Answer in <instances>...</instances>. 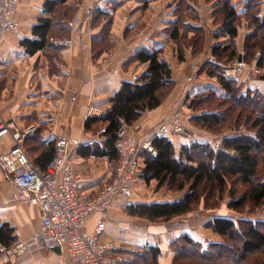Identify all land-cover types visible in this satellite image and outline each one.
Masks as SVG:
<instances>
[{"label": "crops", "instance_id": "obj_1", "mask_svg": "<svg viewBox=\"0 0 264 264\" xmlns=\"http://www.w3.org/2000/svg\"><path fill=\"white\" fill-rule=\"evenodd\" d=\"M44 1L21 0L19 9L14 13L18 28L8 33L0 45V122L13 121L21 129L29 125L38 127L37 135H32L27 142L33 158H37L41 149L55 143L57 136L62 133L77 137L85 143L101 142L99 132H87L85 129L87 108L91 105L99 107L101 113L98 116L105 115L112 108L111 98L122 83L131 81L132 76L145 65L148 67L147 63L133 59L141 48L164 47L162 56L170 63L175 81L174 88L163 104L145 112L136 122L142 125L139 132L142 136H156L159 124L172 111L189 109L183 102L194 88L217 81L214 77L196 73L191 63L198 55L207 62H216L212 54L213 45L228 39V35L218 34L221 25L214 21L218 0L191 1L199 11L200 20L189 21L203 28L204 46L203 51L195 55L193 45H184L183 60L180 59L178 43L170 34L171 25L177 19L179 0H68L65 5L72 13L70 19L77 12L84 19L80 32L71 34L67 27L65 37L53 36L51 39L60 48L30 54L21 40L35 37L33 27L43 15ZM246 1L232 0L240 11L244 10ZM262 2L261 15L264 17V0ZM98 8L110 12L111 17H102ZM106 29L109 30L107 36L104 35ZM251 32L248 22L243 18L237 37L243 60L246 37ZM70 36L74 38V43L63 44L62 40ZM193 36L194 33L189 31V38ZM105 37H108L111 44L110 49L97 55L95 45H99ZM82 42L87 43L86 48L81 46ZM245 76L246 71L239 81L246 83V87L264 92V76L247 82ZM207 79L211 80L209 84ZM172 140L179 152L182 145L195 138L190 134L185 136L175 133ZM93 145L83 143L73 149L76 170L86 179L80 189L89 195L96 194L112 178L116 164L108 156L82 153L83 146ZM15 147L11 135L0 137V222L14 227L18 238H29L42 226V209L38 204L12 200L17 190L12 181V170L19 162L18 156L13 154ZM144 182L142 178L138 179L129 202L173 200L165 198L171 192L167 188L158 189L157 181L154 180L150 182L154 193L147 194V190L143 189ZM166 190L168 193L162 192ZM186 215L169 222L154 223L131 215L125 207L122 210L112 209L106 213L90 215L85 230L93 233L97 225L104 221L106 229L101 238L118 244L120 248L116 252L125 257L124 262H134L136 254H139V250H134L135 247L144 250L145 246H159L164 252L165 248L170 250L172 241L184 232L191 233L199 241H206L210 233L205 230L202 232L204 235H198L194 232L195 228L186 221L172 227L175 220ZM65 254L61 247L40 248L6 258L3 250L0 264H55Z\"/></svg>", "mask_w": 264, "mask_h": 264}, {"label": "trees", "instance_id": "obj_2", "mask_svg": "<svg viewBox=\"0 0 264 264\" xmlns=\"http://www.w3.org/2000/svg\"><path fill=\"white\" fill-rule=\"evenodd\" d=\"M67 1H44L43 15L33 27L35 37L21 40L30 54L60 48L51 39L53 36L67 35V23L72 16L65 5ZM191 1L179 0L177 19L170 28L171 38L178 43L181 60L185 55L184 45H193L195 55L202 52L204 46L203 28L194 23L200 20L199 11ZM262 5V0H247L244 10L240 11L232 0H218L214 21L221 25L218 34L228 35V39L213 45L212 54L216 62H207L200 70L201 74L214 77L217 82L209 84L195 96H186L183 102L194 111L189 118L193 125L208 131H214L218 126L244 125L251 132L224 136L217 145L194 140L182 145L179 152L172 140L175 133L154 136L157 155L144 154L140 178L148 183L157 181L158 189L166 187L184 194L168 201L129 202L126 210L131 215L152 222H169L192 212L207 191L210 198L221 197L229 191L231 200L228 205L235 210L242 209L248 203L264 204V92L251 87H246L247 91H244L240 81L224 73V66L235 63L240 55L237 37L243 18L252 30L246 37L244 61L251 63L257 52L261 51L258 64L264 66ZM98 13L102 17H111L110 12L102 8H98ZM108 31L106 29L104 35L107 36ZM189 31L194 33L192 38H189ZM110 46L108 37H105L99 45H95V51L100 55L109 51ZM163 52L164 47H144L135 54L134 60L148 64L146 74L138 81H124L111 98L112 108L105 115L86 120L87 132L97 133L103 127H106V132L101 134V142L82 147L84 155L108 156L117 162V130L121 122L135 124L145 112L158 108L167 99L175 81L170 63L162 56ZM31 137L27 138L25 144L27 154L34 164L45 170L54 156L56 142L41 149L37 158H33L27 147ZM240 185L245 189L240 191ZM207 226L223 241H199L189 232L181 233L173 242L177 251L175 264L179 258L191 259L194 256L205 264H264V220H236L219 215L209 219ZM17 239L15 228L9 223L0 222L2 245L9 247ZM2 251L0 248V254ZM143 251L136 254L134 262L121 264L160 263L162 251L159 246H145Z\"/></svg>", "mask_w": 264, "mask_h": 264}, {"label": "built area", "instance_id": "obj_3", "mask_svg": "<svg viewBox=\"0 0 264 264\" xmlns=\"http://www.w3.org/2000/svg\"><path fill=\"white\" fill-rule=\"evenodd\" d=\"M21 0H0V45L5 36L17 30L18 23L14 13L19 9ZM71 34L80 32L84 19L77 12L67 23ZM65 45H72L74 38L66 37L62 40ZM83 48L87 47L82 42ZM261 52H258L252 63L244 60L236 61L228 67L226 74L232 79L245 76L251 81L258 76H264V67L258 64ZM207 63L200 55L191 63L192 69L198 73ZM114 72H117L114 69ZM147 72V66L132 76V81L140 80ZM100 108L91 105L87 108L85 119L100 115ZM142 125L130 124L122 121L117 130L116 147L119 158L115 164L112 178L94 195L81 191L80 185L86 180L77 172L73 149L84 144L93 145V141L83 140L69 134H59L56 138L55 153L46 169L34 164L26 151V140L38 131L36 125L17 128L13 121L0 122V137L11 135L19 162L13 166L12 181L17 190L12 200L31 204H38L42 209V226L29 238H18L11 246L4 247L0 241V248L4 250L6 258L23 254L34 249H55L61 247L66 254L55 264H121L126 259L116 252L120 247L115 241L103 240L102 233L106 224L102 221L95 232L85 230L87 218L94 213H106L112 209H124L134 194L142 167L144 154L157 155V149L151 136L140 135ZM188 128L181 110H174L163 120L156 135L187 134ZM106 132L101 128L99 134ZM134 250H139L135 247Z\"/></svg>", "mask_w": 264, "mask_h": 264}, {"label": "rangeland", "instance_id": "obj_4", "mask_svg": "<svg viewBox=\"0 0 264 264\" xmlns=\"http://www.w3.org/2000/svg\"><path fill=\"white\" fill-rule=\"evenodd\" d=\"M258 52H261V51H258ZM261 56H262V52H261ZM202 60H204L205 62L207 61V60H205V58H202ZM231 65L230 64L225 65V66L222 65L225 67V72H224L225 74H226V70ZM198 73H200V71ZM249 73H250V70H247L246 76ZM226 76H227V74H226ZM258 78H260V76H258L255 79H258ZM244 80L246 81L245 78H244ZM206 81L208 82V84H209V82H211L210 79H207ZM241 83L244 85L243 90L247 91L246 86H248V85L244 82H241ZM210 84H213V83H210ZM206 85L207 84L199 85L198 87L194 88L193 91H191L190 94H188V95L195 96L197 93H199V91L207 88ZM182 114L185 118L186 125H187V128L189 130L187 132L188 135L190 134L191 136H193V138H195V140L209 141V142H212L214 145L219 144V142L222 140V138L224 136L235 135L238 133H250L251 132L244 125H236V126H232V127H230V126L219 127L218 126L216 128V130L208 131V130L203 129L197 125H193V123L191 124V121L189 118L191 115L194 114V111L192 109L189 108L187 110H184V111H182ZM187 134H184V135L187 136ZM154 182H156V181L154 180ZM240 187H241L240 191L245 189V187L242 185H240ZM151 188H153V187H151L150 183H148L146 181L143 183V189L145 191L147 190V194H151V193L153 194L154 193ZM164 188H166V187H164ZM167 190L162 191V192L168 193ZM170 192L171 193L169 195H167L168 197H165V198L174 199V198L181 197L184 194V192H174V191H170ZM230 200H231V194L229 191H226L221 197L220 196L218 197V195H217L216 197H212V198L209 197L208 191H207L206 193H204L202 201L196 205L195 209L192 212H190V214L188 213V215L175 220L172 227L175 224H176V226H180L183 221H186L191 226H193V228H195L194 232L198 235H199V233L204 235L202 232L205 230L208 231L210 234L207 235V240H206L207 242H209V241H223V238L219 234H217L212 228L209 229V227L207 226L209 219H212V218L219 216V215H223V216L234 218L236 220H238L240 218H250L254 221L264 220V204L263 205H256V204L248 203L242 209L235 210V209H232L229 207L228 204H229ZM154 223H163V222H154ZM198 235H196V236H198ZM175 239L172 241V244H170V250L168 248H165V250L163 252V250L161 249L162 254L159 258V260H160L159 264H161V258L163 256H164L162 259L163 264H168V263L169 264H175L174 259H175V256L177 254V251L175 250V248L173 246V242L175 241ZM197 240H199V239H197ZM183 244H186V243H183ZM186 245L190 246L188 244H186ZM206 245H207V243L204 244V246H206ZM141 252H144V251L140 248L138 253H141ZM179 259L180 260L177 262V264H205V263L201 262L199 260V258H196L195 256L192 257L191 259H181V258H179Z\"/></svg>", "mask_w": 264, "mask_h": 264}, {"label": "water", "instance_id": "obj_5", "mask_svg": "<svg viewBox=\"0 0 264 264\" xmlns=\"http://www.w3.org/2000/svg\"><path fill=\"white\" fill-rule=\"evenodd\" d=\"M243 60V55L240 54L239 57H238V61L241 62Z\"/></svg>", "mask_w": 264, "mask_h": 264}]
</instances>
